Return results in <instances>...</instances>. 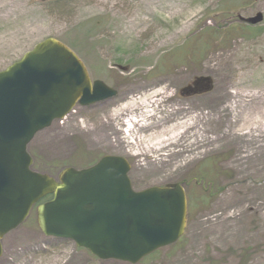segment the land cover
I'll return each mask as SVG.
<instances>
[{
	"label": "rangeland",
	"instance_id": "1",
	"mask_svg": "<svg viewBox=\"0 0 264 264\" xmlns=\"http://www.w3.org/2000/svg\"><path fill=\"white\" fill-rule=\"evenodd\" d=\"M51 1L0 0V72L55 38L73 48L93 81L118 95L76 106L38 133L28 147L33 169L60 174L116 155L130 162L136 191L185 182L191 206L183 238L138 264H264V0ZM257 14L263 15L259 25L243 22ZM218 25L259 33L218 35ZM201 77L211 78L209 91L179 94ZM163 90L172 97L155 98L157 117H165L159 125L141 128L130 121L138 112H122ZM190 114L204 141L189 146L190 130L176 144L144 153L148 137ZM226 212L234 217L223 218ZM2 246L0 264H130L99 260L72 241L46 237L36 209Z\"/></svg>",
	"mask_w": 264,
	"mask_h": 264
},
{
	"label": "water",
	"instance_id": "2",
	"mask_svg": "<svg viewBox=\"0 0 264 264\" xmlns=\"http://www.w3.org/2000/svg\"><path fill=\"white\" fill-rule=\"evenodd\" d=\"M262 20L258 14L247 22ZM194 84L209 91L211 79L197 78ZM116 94L101 81L92 83L76 53L54 38L0 72V258L3 238L36 205L45 236L73 241L100 260L138 264L185 233L183 183L135 191L131 166L121 156H104L87 169L67 168L58 178L31 169L27 147L36 134L77 104L90 106ZM50 195L52 200L39 204Z\"/></svg>",
	"mask_w": 264,
	"mask_h": 264
},
{
	"label": "bare ground",
	"instance_id": "3",
	"mask_svg": "<svg viewBox=\"0 0 264 264\" xmlns=\"http://www.w3.org/2000/svg\"><path fill=\"white\" fill-rule=\"evenodd\" d=\"M167 95V96H166ZM158 96H166L167 98L171 99L172 95L166 94V91H161L154 93L151 96H144L141 99H138L136 101H133L132 103H129L127 107L123 109L122 112H129L135 113L138 112L137 115L134 116V118H138V120L130 119L131 122H134L136 124H141V128H149L150 125H159L161 122L164 121L165 117H157V115L160 113L159 107L161 105V101L156 100L155 98ZM170 112V111H168ZM126 115V114H125ZM188 115V114H187ZM159 116V115H158ZM157 117L155 122H151V119ZM167 117V116H166ZM139 118L140 121H139ZM198 118L196 116H193L190 114L189 116L184 117L179 123H177L176 126L174 127H165L163 131L161 132H156L152 134L150 137L147 138V144L148 148H145L146 151L144 153H147L150 149H155L156 151H162L163 149L168 148V146H171L173 144H176L178 140L183 138L188 132L193 131L192 129H195L196 123H197ZM178 132V133H177ZM255 131H249L248 135L254 134ZM164 134H169L168 138L164 137L165 139H162V136ZM158 138L159 141H157ZM205 135L204 133L198 131L197 129L193 131L192 137L189 138L188 140V145L192 146L197 143L198 140H205ZM140 142H142L143 138L139 139ZM181 152V150H170V155H175ZM251 198H254L256 200L257 196L255 194L251 195ZM262 205L258 204L257 208L259 209ZM228 216L234 217L233 213L231 215L226 212L223 216V218H228Z\"/></svg>",
	"mask_w": 264,
	"mask_h": 264
},
{
	"label": "trees",
	"instance_id": "4",
	"mask_svg": "<svg viewBox=\"0 0 264 264\" xmlns=\"http://www.w3.org/2000/svg\"><path fill=\"white\" fill-rule=\"evenodd\" d=\"M51 2L53 4H56L57 3V1H55V0L54 1L52 0ZM223 14H224L223 15V18L226 17V19H232V18L228 17V14L227 13H223ZM230 24L232 25L233 22H230ZM210 30H212V29H209L208 31H210ZM222 30H223V32H222ZM217 31H218V33H217L218 35H222L224 33L225 35L232 36L235 33H239L242 36H246L247 39L248 38H251V36H255L257 33H259V30L252 29L251 27L250 28L247 27V29H244V28H238V27L234 26V27H232L231 29L228 30V26L220 27V25L217 26ZM249 33H250V35H249ZM215 35L216 34H214V36ZM208 47L209 46H207V49H208ZM42 173H47V174H50V175H58L57 173H54V172H42ZM50 199H51V197H48V198L42 200L41 203L46 202V201H48Z\"/></svg>",
	"mask_w": 264,
	"mask_h": 264
}]
</instances>
